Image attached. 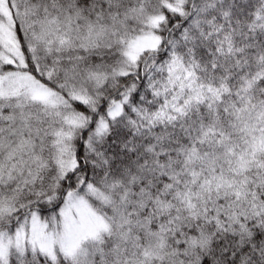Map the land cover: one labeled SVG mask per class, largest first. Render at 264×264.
Returning <instances> with one entry per match:
<instances>
[{
	"label": "snow or ice",
	"instance_id": "1",
	"mask_svg": "<svg viewBox=\"0 0 264 264\" xmlns=\"http://www.w3.org/2000/svg\"><path fill=\"white\" fill-rule=\"evenodd\" d=\"M0 264H264V0H0Z\"/></svg>",
	"mask_w": 264,
	"mask_h": 264
}]
</instances>
